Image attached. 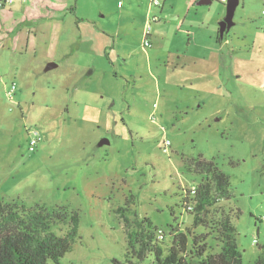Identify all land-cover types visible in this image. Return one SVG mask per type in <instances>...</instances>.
Returning <instances> with one entry per match:
<instances>
[{
	"label": "rangeland",
	"instance_id": "1",
	"mask_svg": "<svg viewBox=\"0 0 264 264\" xmlns=\"http://www.w3.org/2000/svg\"><path fill=\"white\" fill-rule=\"evenodd\" d=\"M202 7L210 14L190 22L193 34L173 24L145 46L136 21L129 45L104 55L67 49L78 35L71 9L54 10L58 25L28 16L17 27L0 10V201L67 206L68 217L52 225L62 236L78 213L77 241L61 264H156L153 254H127L118 209L132 223L149 217L167 247L172 228L192 227L183 197L202 181L188 170L200 156L231 178V198L211 214L230 213L244 264L263 253L264 0H240L222 41L215 19L218 9L226 17L227 0ZM168 21H151V33ZM50 62L58 66L47 71ZM35 132L40 142L30 151ZM192 231L207 233L202 225Z\"/></svg>",
	"mask_w": 264,
	"mask_h": 264
},
{
	"label": "trees",
	"instance_id": "2",
	"mask_svg": "<svg viewBox=\"0 0 264 264\" xmlns=\"http://www.w3.org/2000/svg\"><path fill=\"white\" fill-rule=\"evenodd\" d=\"M223 39L218 35V41ZM188 170L203 176L195 193L191 188L184 190L183 203L194 215L192 227L172 228L169 231L171 242L164 247L167 234L163 229L155 227L149 217L132 223L126 214L128 209L122 206L118 212L127 225V254L139 261L153 254L156 264H244L238 248L237 226L230 213L223 211L219 218L211 214L215 205L232 196L230 175L221 170L216 160L203 156L190 160ZM67 210V206L28 208L25 202L0 201V264H61V259L72 251L77 241L80 222L78 213L73 210L66 235H59L52 225L56 219H66ZM200 225L207 233L192 231ZM211 234L220 243L216 245L218 251L208 240ZM247 264H264V251L255 262Z\"/></svg>",
	"mask_w": 264,
	"mask_h": 264
},
{
	"label": "crops",
	"instance_id": "3",
	"mask_svg": "<svg viewBox=\"0 0 264 264\" xmlns=\"http://www.w3.org/2000/svg\"><path fill=\"white\" fill-rule=\"evenodd\" d=\"M200 1L162 0L161 5H156L161 7H156L152 0H89L86 3L82 0H75L74 3L73 0H14L11 4L0 7V10H3L1 18L12 27L13 25L17 27L27 23L28 16L33 19L35 16L37 18L46 16L47 24L55 26L60 23L61 19L55 21L53 18L61 17H57L54 10L68 11L71 9L70 12L75 13L77 18L74 20L73 31L78 35L67 43L69 44L67 49L70 53L79 51L85 54L95 52L98 55H104L117 53L122 42H127L129 45L135 22L145 27L144 21L149 20L152 15L159 17L155 22L168 18H171V21L164 25H157V32H152L149 36L151 45L155 40H163L167 31L173 28V24L178 33L193 34L189 28L194 27L195 24L190 22L195 21L196 24L205 22L206 19L203 17L210 14L202 7L204 4H199ZM213 1L211 0L209 4ZM154 7H156V12L153 11ZM221 18L224 19L221 10L218 9L215 21L220 22ZM144 27L142 29L145 36ZM75 62L76 66L79 65L77 60Z\"/></svg>",
	"mask_w": 264,
	"mask_h": 264
},
{
	"label": "water",
	"instance_id": "4",
	"mask_svg": "<svg viewBox=\"0 0 264 264\" xmlns=\"http://www.w3.org/2000/svg\"><path fill=\"white\" fill-rule=\"evenodd\" d=\"M211 0H201L199 4H206L210 3ZM240 5V0H227V7H226V17L222 19L220 22H218L219 25V36L221 38H225L226 34L230 31L231 27L236 23L234 16L236 8ZM58 66L56 62H50L48 66L45 67V69L48 71L51 68ZM109 143L108 139H103L100 144L103 145L104 143Z\"/></svg>",
	"mask_w": 264,
	"mask_h": 264
},
{
	"label": "built area",
	"instance_id": "5",
	"mask_svg": "<svg viewBox=\"0 0 264 264\" xmlns=\"http://www.w3.org/2000/svg\"><path fill=\"white\" fill-rule=\"evenodd\" d=\"M13 1L14 0H0V7H4L5 4H11ZM152 3L155 6L156 5H161L160 0H152ZM158 19H159V17L158 16H155L153 19H151L148 22V25H146V27H145V36H144V44H145V46L151 45V40H150L149 36H151L152 27L150 25V22L151 21H156ZM13 88L15 89V86L14 85H13ZM39 142H40V137H39L38 133L35 132V133L31 134V140H30L29 150L30 151H34L36 149L37 145H39ZM191 189L195 193L196 190H197L196 185H193L191 187ZM191 209H192V207H191Z\"/></svg>",
	"mask_w": 264,
	"mask_h": 264
}]
</instances>
